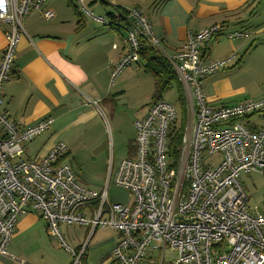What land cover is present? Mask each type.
<instances>
[{
  "label": "built area",
  "instance_id": "built-area-1",
  "mask_svg": "<svg viewBox=\"0 0 264 264\" xmlns=\"http://www.w3.org/2000/svg\"><path fill=\"white\" fill-rule=\"evenodd\" d=\"M45 1L0 0V21L8 24L0 58V105L2 85L11 77L24 33V17L39 9L46 19L54 16L51 9H42ZM74 1L79 11L94 17L85 0ZM126 20L127 49L113 64L111 78L139 62L143 45L167 58L189 103L180 155L174 161L171 154L178 127L175 105L162 98L150 102L133 123V155L121 159L114 174V182L130 191L132 201L112 202L107 194L112 169L101 189L82 184L67 161L63 142L39 157H24L26 142L47 130L51 117L20 126L0 107V255H8L18 218L35 212L44 219L48 235L70 252L71 264H85L94 231L104 227L116 233L110 257L119 264H264V212L248 205L249 194L239 180L242 170L264 175V94L218 105L204 97L201 80L225 60L205 63L201 49L223 35L221 24L188 33L182 48L168 54L143 13L131 8ZM247 34L233 30L225 36ZM62 225L87 226L84 241L70 247Z\"/></svg>",
  "mask_w": 264,
  "mask_h": 264
},
{
  "label": "crops",
  "instance_id": "crops-1",
  "mask_svg": "<svg viewBox=\"0 0 264 264\" xmlns=\"http://www.w3.org/2000/svg\"><path fill=\"white\" fill-rule=\"evenodd\" d=\"M97 1L99 0L88 2L92 4ZM103 1L106 3L99 2L109 6L105 14L109 11L115 12L116 7L127 11L135 8L143 13L149 19L152 32L159 39L161 48L168 54L182 48L188 33L221 24L224 27L223 35L205 42L202 46L201 51L203 47L207 48L206 55L202 58L205 63L225 58H234L233 61L236 59L234 62L239 63L250 41L252 42L248 47L253 45L254 39L250 36L264 33V0ZM74 4L76 6V2ZM43 8L51 9L54 16L46 19L40 9L26 14L23 20L24 33L16 46L11 77L1 89L0 107L18 125H31L46 117L52 118L47 130L25 144V149L28 150L29 144L36 143L33 158L44 155L52 146L61 142L56 141L59 135L72 127L83 128L82 135H92L93 121L98 115L94 102L101 101L112 106L105 98L114 94L116 101L120 92L112 91V85L109 86L107 80L113 64L119 61L127 49L123 39L125 34L119 33L121 27L117 31L110 28L106 17L102 21L107 25L104 27L95 22L98 21L96 16H91L92 20L83 19L82 16L77 19L75 11L66 0L62 4L58 0H46ZM76 8L79 10L77 6ZM77 13L80 15L85 12ZM7 29L8 24L0 21V58ZM233 30H246L248 34L234 39L225 36ZM119 34L122 35L121 41L118 40ZM218 47H221L220 52H217ZM203 83L214 89L203 94L208 103L216 105L217 99L221 97L214 92L215 85L219 84L217 73L212 81ZM150 102L151 99L147 106L141 105L137 108L139 117L145 114ZM70 153L68 147V154ZM41 220L44 221L35 212L19 217L7 246L8 255H0V264L67 263L65 258L49 261L53 257V241L48 238L47 230L44 229L45 221L44 225ZM112 231L114 244L116 233ZM86 235L87 228L75 247L84 241ZM57 248L55 245L54 249ZM87 252L88 246L84 256L85 264L88 260ZM109 258L114 261L110 253ZM106 261L108 260L103 259L99 264Z\"/></svg>",
  "mask_w": 264,
  "mask_h": 264
},
{
  "label": "rangeland",
  "instance_id": "rangeland-1",
  "mask_svg": "<svg viewBox=\"0 0 264 264\" xmlns=\"http://www.w3.org/2000/svg\"><path fill=\"white\" fill-rule=\"evenodd\" d=\"M58 1L61 4L63 2V0ZM85 1L87 10L92 11L94 16L105 17V11H108L107 9L109 8L108 5L99 1L92 4H89V0ZM77 11L79 12V10ZM75 17L77 19L80 17L86 20L93 19L91 16L85 15V13L80 15L75 13ZM95 22H98L100 27L107 26L102 21L98 20ZM120 32L122 35L125 34L123 27H121ZM122 35L119 34V41H121ZM250 37L254 39L253 45L248 47L252 42L250 41L239 63L236 64L237 60L235 59L236 61L234 60V62V58L228 59L229 61H227V58L222 59L225 60L224 64L216 68L211 75L209 74L201 82V92L206 94L207 91L213 88L210 85H204L203 82L212 81L217 73L219 84L215 85L214 92L221 95V97L217 99L216 105L255 99V97L264 93V33ZM222 38L221 41H223ZM225 39L228 40V38ZM220 49L221 47H218L217 52H220ZM107 82L109 86L112 85V91L120 92L118 94L119 98L117 97L115 104H112V106L105 102H98L101 113H97V118L93 121L92 135H82L83 128L72 127L59 135L56 141H61L69 147L71 153L68 154L67 161L70 163L79 182L84 185L97 190L101 189L105 185L107 173L111 168V181L107 187L108 197L112 202L127 204L132 201V194L128 189L114 182V174L120 160L133 155L131 154L135 138L133 123L139 117L137 108L141 105L143 107L147 106L154 91V84L152 75L144 70L141 62L133 63L123 68L113 79L110 75ZM181 86L184 97V116L181 113V104L177 99L175 86L164 91L161 98L175 105L177 109L176 126L183 123V131H185L188 112L187 104L189 105V103L182 83ZM183 140L181 137L179 151L185 144ZM35 145L36 143L33 142L27 146L28 150L25 149L24 157H33ZM212 157L214 163L219 160L216 155ZM166 160H168V157H166ZM239 180L249 194L248 205L250 207L257 206L263 210L264 175L258 171L247 172L242 170L239 173ZM41 223L44 224V221L41 220ZM45 226L44 229L46 228ZM86 228L87 226L85 225L60 226L64 241L70 247H75L80 242ZM113 234V231L108 227L98 228L95 231L88 245L87 264H99L103 259L108 260L104 264H118L109 258L113 245ZM48 238L53 241L51 247L53 257L49 261L65 258L66 264H71L72 256L70 252L61 246L59 247L60 242L58 240L50 236ZM55 245L58 247L57 249H54Z\"/></svg>",
  "mask_w": 264,
  "mask_h": 264
},
{
  "label": "trees",
  "instance_id": "trees-1",
  "mask_svg": "<svg viewBox=\"0 0 264 264\" xmlns=\"http://www.w3.org/2000/svg\"><path fill=\"white\" fill-rule=\"evenodd\" d=\"M66 1L67 4L70 5L71 8L75 11V13H77L78 11L74 4V0H66ZM99 1L106 3L103 0H99ZM105 17L108 19L107 25L116 31L119 29V27L127 25V20H126L127 10H125L124 8L116 7L115 12L109 11L105 14ZM206 50L207 48L203 47L201 54L202 58L206 55ZM139 57H140L139 62L142 63L144 70L148 71L153 78L154 91L151 95V102L160 99L164 91L175 86L177 99L181 104V113L184 116L185 112H184V97H183L182 86L174 68L167 60V58L149 45L142 46V48L139 50ZM115 97L116 94L112 96H107L105 98V101L111 102L113 104L115 103ZM182 133H183V123H181L180 125H178V127H176L175 133L172 138L171 154L174 158V161L177 158L179 152V144L181 141ZM131 154H133V149L131 150ZM263 212H264V205H263Z\"/></svg>",
  "mask_w": 264,
  "mask_h": 264
}]
</instances>
